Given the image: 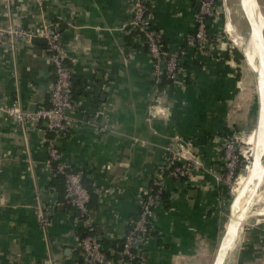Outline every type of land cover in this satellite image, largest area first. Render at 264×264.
Instances as JSON below:
<instances>
[{"label":"crops","instance_id":"1","mask_svg":"<svg viewBox=\"0 0 264 264\" xmlns=\"http://www.w3.org/2000/svg\"><path fill=\"white\" fill-rule=\"evenodd\" d=\"M145 1L166 48L185 49L172 82L152 73L144 40L129 25L132 0H11L8 9L0 5L2 27L39 30L50 24L58 33L60 55L71 70L74 117L69 131L55 134L43 120L24 128L0 114V264H74L80 236L91 227L99 240L115 242L120 250L137 217L138 199L148 194L164 161V145L176 138L188 144L192 175L163 179L165 199L155 205L152 232L140 258L130 264H214L221 246L225 262L237 236L231 264H264V208L255 210L226 244V229L221 230L235 200L233 195L227 204L224 187L229 185L218 178L224 173V142L236 136L247 143L261 116L257 74L254 80V69L236 45L235 25L219 0L207 23V47L198 51L185 41L194 31L199 0ZM245 1L238 4L250 37L253 18ZM254 2L264 19V0ZM254 47L264 55V29ZM53 80L42 37L20 40L14 49L0 42V101L28 111L47 107ZM49 137L65 168L89 189L88 218L64 202L63 183L48 166ZM259 171L263 182L264 171ZM113 264H119L117 258Z\"/></svg>","mask_w":264,"mask_h":264},{"label":"built area","instance_id":"2","mask_svg":"<svg viewBox=\"0 0 264 264\" xmlns=\"http://www.w3.org/2000/svg\"><path fill=\"white\" fill-rule=\"evenodd\" d=\"M11 0H0V5L8 9ZM214 0H199L196 13L194 31L187 36L185 45L203 51L208 44L207 23L216 12ZM130 27L142 36L146 50L152 59V73L154 77H163L172 82L179 73L180 61L185 49L165 50L163 48V34L153 26L145 0H132V13L129 20ZM42 37L46 44L50 63L53 67L54 80L49 92V105L34 111L23 109L18 103L6 104L0 101V114L15 119L22 127L26 128L29 121H45L51 133L61 134L69 131L73 126L74 117L71 114V70L64 63L60 55L59 35L53 31L50 24L41 25L38 30H29L11 25L0 26V42L6 40L9 49H14L20 40L30 41L34 37ZM242 142L236 136H229L224 142L222 160L224 173L218 176L222 182L229 185L236 173L240 156H244L239 149ZM48 166L54 174H61L63 180L64 202L78 211L80 217L88 213L89 192L83 185L80 176L67 170L60 160V154L53 138L47 139ZM188 144L182 139H171L164 145L165 158L158 165L151 179L149 192L138 199V218L134 221L131 230L124 236V241L117 260L119 264H130L140 258L139 246L144 243L148 233V223L154 207L161 201L160 194L164 192L163 179L189 178L192 175L193 164ZM238 176V175H237ZM154 188V189H153ZM152 191V192H151ZM40 221L45 225L47 219L40 214ZM79 259L74 264H113V258L101 250L98 238L87 234L80 238L78 243Z\"/></svg>","mask_w":264,"mask_h":264},{"label":"bare ground","instance_id":"3","mask_svg":"<svg viewBox=\"0 0 264 264\" xmlns=\"http://www.w3.org/2000/svg\"><path fill=\"white\" fill-rule=\"evenodd\" d=\"M248 6L249 15L251 19V35L248 39V43L244 50L246 60L248 64L256 71L257 74V85L259 90V99H260V114L261 119L259 125L257 126V132L255 135L249 136L248 142H253V153L252 161L245 168V173L239 175L237 185L234 188L235 200L232 205V210L230 212L229 220L226 225V231L223 237V244L230 241L234 236H237V229L239 224L244 221L248 213H250V206L256 199L252 194L253 190H258L259 185L262 182V175L257 169L259 164L258 158L259 155L264 152V143L261 144L260 136L264 129V66H260V60H258L259 54L258 51L255 52L254 41L259 30L264 29V19L261 17L257 4L254 0H248L244 2ZM227 30V29H226ZM255 59V60H254ZM262 63V61H261ZM260 117V116H259ZM258 120V121H259ZM249 190V191H248ZM246 201L249 203L246 204ZM233 246V243L230 245V248ZM229 248V249H230ZM225 256V251L223 246L218 251V254L215 257L214 264H223Z\"/></svg>","mask_w":264,"mask_h":264},{"label":"rangeland","instance_id":"4","mask_svg":"<svg viewBox=\"0 0 264 264\" xmlns=\"http://www.w3.org/2000/svg\"><path fill=\"white\" fill-rule=\"evenodd\" d=\"M238 1L239 0H221V4L222 3L224 4V7L226 9L228 17L232 19L233 24L235 25V26L233 25L234 26L233 27L234 28L233 38L236 39L235 42H236L237 47L240 49V51L243 52L245 50V48H246L247 43H248L249 26H248L247 20H246L244 14H243L241 8L239 7ZM258 10L260 12L261 17L263 18L262 10L259 7V4H258ZM259 56H260L259 60H261L262 63H264V55L262 56V54H259ZM251 73L253 75L254 80H256V72H254V70H252ZM262 135L260 136V140L264 141V132H262ZM253 147H254V143L253 142H250V143L249 142H247V143L241 142L240 145H239L240 152L244 155L242 157L248 162L247 165L250 164L252 159H253L252 158ZM263 154H264V152H262L259 155L258 161H259V164H260L259 169L261 168L264 171V164H262V163H264V155ZM261 155H263L262 163L260 162V156ZM246 166L244 168H242V169H245ZM237 175L234 178L231 179L232 181H230V184L228 186L229 187V192H230V194L232 196L234 194V188L237 185V180H238L237 178L239 177ZM258 195H259V200L257 202L255 201L251 205L250 213H248L247 218L239 224V226H238V235L241 233L242 228L245 227L246 224L249 222V220H248L249 218L248 217L250 215H252L253 213H255V210H259L260 208H264V180H263V182H261V184L258 187V190H256V192H255V197H257ZM232 200H233V197H232ZM229 214H230V212L228 211L227 217L225 219V223H224V225H223V227L221 229L222 232L226 229V225L228 223L229 216H230ZM224 232H223V234H224ZM223 234H222V236H223ZM237 240H238V236H237L233 246L228 250L226 258H225V262L223 264H231L232 263L231 256L234 255V253H235V251L237 249V245L238 244H235V243H237ZM220 243H221V241H220Z\"/></svg>","mask_w":264,"mask_h":264},{"label":"trees","instance_id":"5","mask_svg":"<svg viewBox=\"0 0 264 264\" xmlns=\"http://www.w3.org/2000/svg\"><path fill=\"white\" fill-rule=\"evenodd\" d=\"M214 2H215V6L217 7V5H219L220 4V1L219 0H214ZM163 38V48L165 49V50H169V49H167L166 48V46H165V43H164V36L162 37ZM208 41H209V39H208ZM236 50L234 49L233 50V53L235 54V56H237V54H236ZM240 55V54H239ZM238 55V56H239ZM236 58V57H235ZM181 62V61H180ZM247 161L242 157V156H240V161H239V166H238V169H237V171H236V173H239L240 171V169H242V168H244L246 165H247ZM224 171V170H223ZM57 177H56V180H58V179H61V181H62V183H63V180H62V175L61 174H57L56 175ZM82 181V180H81ZM83 183V182H82ZM84 185V184H83ZM85 186V185H84ZM87 190H88V192H89V189L88 188H86ZM154 189V188H153ZM152 192V191H151ZM224 193H226V198H227V204H229L230 202H231V199H232V195L230 194V192H229V187H224ZM164 192L163 193H161L160 194V196H161V201H162V199H165V197H164ZM89 196L91 197V194H90V192H89ZM90 201V200H89ZM139 212V211H138ZM138 216H139V213H137V217H136V219L138 218ZM86 218H88V213L86 214V216H85ZM135 219V220H136ZM150 221V223H148V233H147V235L149 234V233H151L152 231H151V220H149ZM132 228V227H131ZM131 228H129L128 229V231L126 232V233H128L130 230H131ZM83 232H84V234H83V236L84 235H87V234H91V235H94V229H93V227H91V229H84L83 230ZM82 235L80 236V237H83ZM98 241H99V243H100V246H101V250L104 252V254H106V255H108V256H110V257H112L113 258V260H116V258H117V253H119L120 252V250H118L117 249V246H116V243L115 242H112V241H105L104 239H98ZM123 241H124V239H123ZM123 241H122V243H121V247H122V244H123ZM109 247H112V248H114L115 250H114V252H111V253H109L107 250H108V248ZM141 247H142V244L139 246V248L141 249ZM78 259H79V257H78ZM137 260V259H136Z\"/></svg>","mask_w":264,"mask_h":264},{"label":"water","instance_id":"6","mask_svg":"<svg viewBox=\"0 0 264 264\" xmlns=\"http://www.w3.org/2000/svg\"><path fill=\"white\" fill-rule=\"evenodd\" d=\"M261 117H262V116H260V119H261ZM259 122H260V120H259ZM45 123H46V122H45ZM243 173H245V169H241L240 172H239L238 174L241 175V174H243Z\"/></svg>","mask_w":264,"mask_h":264}]
</instances>
